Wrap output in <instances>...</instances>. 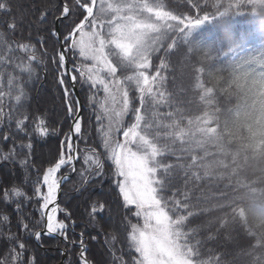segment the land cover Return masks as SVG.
<instances>
[{
  "label": "trees",
  "instance_id": "trees-1",
  "mask_svg": "<svg viewBox=\"0 0 264 264\" xmlns=\"http://www.w3.org/2000/svg\"><path fill=\"white\" fill-rule=\"evenodd\" d=\"M135 1L150 2L185 22L212 20L190 34L174 28L161 47L152 53L151 67L147 71L151 76L159 70L160 76L164 77L157 90L164 94L165 100L153 105L149 99L145 108H141V114L154 124L179 121L183 144L161 141V144H169V151L158 159L163 165H175L179 156L180 162L189 170L186 175L184 170L174 168L169 177L170 186L163 195L168 198L176 193L175 199L183 200V194L187 193L188 202L195 206L188 209L194 215L185 222L183 230L190 232L192 244L200 241L198 259L210 264L216 259L221 264L225 259L233 264H252L255 256L247 254L251 250L264 256V0ZM65 2L74 7L75 12L59 22L64 38L84 19L86 13L79 8V2L83 4L87 0H8L9 10H0V32L5 33V38L13 47L22 43L34 44L37 56L44 60L43 64H33L35 76L31 81L26 74L23 75L27 92L24 109L33 116L46 115L49 129V135L41 137L33 132L29 122L28 131L35 137L30 157L31 180L42 176L49 164L58 158L61 142L70 133L72 124L64 88L71 92L68 102L76 99L67 76L64 77L65 84H59L60 69L52 60L53 56L58 59L60 43L51 33L56 30L57 18L61 16ZM42 13L46 17L43 22L40 19ZM12 23H15L14 29L9 28ZM40 37H44L46 43H39ZM45 51L47 55H44ZM17 55L26 56L21 52ZM67 55L72 67L88 63L79 57L78 52L67 51ZM7 71L13 69L9 67ZM15 74L21 75L18 69ZM75 74L83 102L82 133L86 139L79 138L81 156L77 172L63 186L60 205L69 218L61 213L60 220L69 227L67 237L70 242L80 241L83 233L88 248L87 259L93 264H119L113 252L130 264L136 254L128 246L127 231L130 228L125 229L123 225L142 223V220L133 215L134 207L129 206V211L123 205L115 183L114 166L96 132L95 106L88 104L87 98L93 90L82 84L78 73ZM118 74L129 75L131 71ZM129 94L133 103L124 118L121 132L117 134L116 138L120 140H123V129L134 122L132 109L141 107L134 87H130ZM7 111L8 107L5 108ZM153 112L157 115L153 116ZM167 113L172 115H165ZM14 129V121L9 125L5 116L0 124V149L3 152L12 146L11 140L4 141L3 136ZM18 139L28 142L27 137ZM86 147L101 154L104 171L102 176L92 179L82 194L77 173L85 166L82 156ZM17 152L19 160L23 153L19 149ZM71 173V168L66 167L60 175L70 176ZM0 179L4 181L0 184V215L9 216L7 224L0 221V260L8 257V264H11L10 247L16 240L23 239L27 250L22 264L31 257L35 258V264H60L63 250L67 251L64 264H81L78 247L69 246L57 238L41 237L38 242L34 236L25 238L17 226L15 203L9 207L3 196L4 191L13 185L21 187L28 196L32 195V185L24 183L20 165L0 160ZM93 204L97 213L101 212L100 205L103 204L104 214L90 217ZM24 212L31 230L40 231L43 225L33 224L40 220L39 203L33 199L25 205ZM180 214L186 215L187 212L181 209ZM9 235H14L16 240L9 241Z\"/></svg>",
  "mask_w": 264,
  "mask_h": 264
},
{
  "label": "snow or ice",
  "instance_id": "snow-or-ice-1",
  "mask_svg": "<svg viewBox=\"0 0 264 264\" xmlns=\"http://www.w3.org/2000/svg\"><path fill=\"white\" fill-rule=\"evenodd\" d=\"M136 3L135 0L132 2L90 0L80 4L79 8L86 15L64 36L62 45L64 50L58 52V59L53 56L52 60L60 69V85L65 84L64 77L69 75V70L65 68L67 51L78 52L82 60L89 61V63L74 64L71 72L78 73L80 82L87 84L89 89L93 90L92 95L87 98L88 104L95 106L94 114L98 125L96 132L107 158L114 166L115 183L122 196L123 205L129 211V206H134L133 215L142 220V223L129 222L123 225L125 229L130 228V231H127L128 246L136 254L130 264H210L209 261L198 259L200 241L192 244L190 232L183 230L185 222L194 215L192 211H188L189 208L195 207L188 202V194H183V200L175 199L176 193L168 198L163 195L170 186L169 177L174 168L184 170L186 175L189 170L180 162L179 156L175 165H163L158 159L169 151V144H161V141H170L172 144L179 141L183 144L179 121L154 124L146 118V115L141 114V108H145L149 99L155 105L163 103L165 96L157 90L164 80L159 70L151 76L147 71L151 67V55L158 49L143 46L145 40L135 27L139 11ZM9 8L8 0H0V10H9ZM74 12V7L65 2L57 21L68 19ZM40 19L42 22L46 19L43 13ZM9 28L14 29L15 23L10 24ZM51 34L59 40L56 30H53ZM38 42L44 44L46 40L40 37ZM18 52L26 56H18ZM36 53L34 44L22 43L13 47V44L5 38V33L0 32V124H3L5 116L8 118L9 125L13 121L15 123L14 131L5 133L3 136L4 141L11 140L12 146L7 152L0 149V160L18 163L23 170L24 183L32 185L31 196H28L21 187L13 185L4 191L3 199L9 207L15 203L17 226L22 230L25 238L34 236L39 241L42 235L41 231L31 230L29 223L26 222L27 213L24 212L25 205L35 199L39 203L40 220L33 222L34 226L43 225L46 229L44 235L51 236L59 233L67 239L68 225L63 220L57 219V213L64 211L66 218H69V214L60 208L56 198L61 184L67 182L69 177L58 175V173L62 167L70 165L71 171L77 172L73 162L80 159L81 153L73 143V135L80 139H86V137L82 133V117L79 116L80 102L79 100L68 102L71 92L65 87L63 94L67 112L73 117L70 133L66 134L65 140L61 142V151L55 162L49 164L42 176L38 175L35 180H31L30 157L35 137L28 131L29 122L33 126L34 133L41 137L49 135V129L46 127L47 116H33L24 109L27 92L23 75L26 74L28 81H31L35 76L33 64L44 63V60ZM44 55H47L46 51ZM9 67L13 71H7ZM17 69L21 73L19 76L15 74ZM129 70L131 71L129 75L118 74ZM70 78L73 83L77 81L76 74H71ZM130 87H134L139 94L141 107L132 109L134 122L123 129V140H120L116 138L117 134L121 132L124 118L128 115L130 105L133 103V98L129 94ZM101 92L102 95H100ZM6 107L9 108L7 112H5ZM21 109L24 110L21 111ZM152 115L157 114L153 112ZM165 115L171 116L172 113ZM18 137H27L28 142L24 143L23 139ZM17 149L23 153L19 160H17ZM179 150L183 151V149ZM82 158L85 166L77 175L80 177L83 194L94 176L103 175L104 161L99 152L89 147L83 150ZM36 171L39 172V169ZM192 175L198 179L196 173L192 172ZM3 182V179H0V184ZM45 187L46 191H43ZM100 209L101 212L97 213L96 206L93 204L89 216L103 215V204L100 205ZM181 209L187 214H180ZM0 221L7 224L9 216L0 215ZM7 239L16 240L14 235H9ZM112 239L115 240V236ZM79 247L81 264H89L85 258L88 248L84 243L83 233H81ZM26 250L23 239L16 240L8 253L11 264H22V257ZM247 254L255 256L252 264L264 262V256L254 254L252 250ZM224 255L227 256L228 253L225 252ZM113 257L119 260V264H129V261H125L122 256L117 257L115 252ZM0 264H8V257L0 260ZM26 264H35V258H28ZM214 264H221V261L216 259ZM223 264H233V261L225 259Z\"/></svg>",
  "mask_w": 264,
  "mask_h": 264
},
{
  "label": "rangeland",
  "instance_id": "rangeland-1",
  "mask_svg": "<svg viewBox=\"0 0 264 264\" xmlns=\"http://www.w3.org/2000/svg\"><path fill=\"white\" fill-rule=\"evenodd\" d=\"M87 2H90V0H87ZM113 2H117V0H113ZM129 2H132V0H129ZM135 2H137V9H139L137 14V25L135 27L138 28L140 34L144 38L145 44L143 46L145 47H154L156 49L160 48L162 42L168 36L167 34L169 31L174 28V30L179 32H186L187 34H190L197 29L203 28L207 25V23L210 24L212 22L211 19H204L196 22H185L179 20L150 2ZM258 32L261 33L263 30H258ZM96 177L97 176H94L93 178Z\"/></svg>",
  "mask_w": 264,
  "mask_h": 264
},
{
  "label": "water",
  "instance_id": "water-1",
  "mask_svg": "<svg viewBox=\"0 0 264 264\" xmlns=\"http://www.w3.org/2000/svg\"><path fill=\"white\" fill-rule=\"evenodd\" d=\"M56 31H57L58 34H59L60 51H63V50H64V48L62 47V45H63V39H62L61 32H60L59 21H57ZM65 55H66V54H65ZM65 67H66V69L69 70V75H67V76H68V78H69V80H70V82H71V84H72V88L74 89L73 92H74V94H75V97H76V99L79 100V102H80V112H79V116L82 117L83 103H82V99H81V96H80V93H79V90H78V87H77V83H76V82L73 83V82L71 81V78H70V77H71V74H74V73L71 72L72 66L70 65V62H69V60H68L67 55H66ZM71 127H72V126H71ZM73 143H74V145L77 147V149H78V151H79V144H78V140H77L76 135H73ZM78 160H79V159H78ZM78 160H76V161L73 162V164H74L75 167H76V164H77ZM64 167H65V166H64ZM64 167H62V169H63ZM62 169H61V170H62ZM70 177H71V176H70ZM63 184H64V183L61 184L60 191H58V193H57V198H56V203H58L59 205H60V199H61V196H62V187H63ZM58 215H59V212H58ZM57 218H58V217H57ZM45 223H46V221H45ZM45 230H46V229H44V228H43V230H41V232H42V235H41V236H48V235H44V234H43ZM49 237L59 238V239H61L62 241L67 242V240H66L62 235H60L59 233L53 234V235H51V236H49ZM74 245L79 246V243H75ZM65 258H66V252H64L63 260L61 261L60 264H63V263H64ZM85 258H86V256H85ZM86 260H87V258H86ZM87 261H88V260H87ZM88 262H89V264H92V262H90V261H88Z\"/></svg>",
  "mask_w": 264,
  "mask_h": 264
},
{
  "label": "bare ground",
  "instance_id": "bare-ground-1",
  "mask_svg": "<svg viewBox=\"0 0 264 264\" xmlns=\"http://www.w3.org/2000/svg\"><path fill=\"white\" fill-rule=\"evenodd\" d=\"M52 206L50 205V208H51ZM57 217H58V213H57ZM65 259H67V255H66V258Z\"/></svg>",
  "mask_w": 264,
  "mask_h": 264
}]
</instances>
